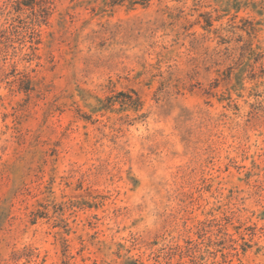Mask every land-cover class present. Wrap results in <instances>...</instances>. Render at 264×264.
<instances>
[{
	"label": "rangeland",
	"instance_id": "rangeland-1",
	"mask_svg": "<svg viewBox=\"0 0 264 264\" xmlns=\"http://www.w3.org/2000/svg\"><path fill=\"white\" fill-rule=\"evenodd\" d=\"M0 0V264H264V0Z\"/></svg>",
	"mask_w": 264,
	"mask_h": 264
},
{
	"label": "trees",
	"instance_id": "trees-1",
	"mask_svg": "<svg viewBox=\"0 0 264 264\" xmlns=\"http://www.w3.org/2000/svg\"><path fill=\"white\" fill-rule=\"evenodd\" d=\"M41 1V7H45L46 9L49 8V5L51 4V1L50 0H40ZM32 2L33 0L31 1V3H24L25 6H32Z\"/></svg>",
	"mask_w": 264,
	"mask_h": 264
}]
</instances>
